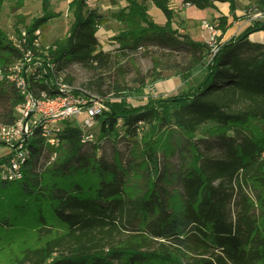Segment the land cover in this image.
I'll use <instances>...</instances> for the list:
<instances>
[{"label":"trees","instance_id":"trees-1","mask_svg":"<svg viewBox=\"0 0 264 264\" xmlns=\"http://www.w3.org/2000/svg\"><path fill=\"white\" fill-rule=\"evenodd\" d=\"M40 1L41 14L24 25V41L16 27L13 40L0 29V125L15 120L22 99L7 75L28 52L34 58L32 86L49 94L42 74L48 62L56 74L70 62L92 70L111 64V54L97 50L96 34L106 18L89 9L87 0H73L64 37L35 47V32L59 16L51 0ZM123 1L116 17L122 28L111 38L117 50L130 55L156 47L178 55L179 61L165 68L176 77L189 81L199 74L202 80L188 92L150 99L144 106L108 104V112L96 119L98 135L91 142L65 123L56 133L59 147L46 151L35 130L22 179L5 181L0 174V254L7 264H264V44L248 39L264 31V23L254 22L225 43L217 37L213 54L206 42L173 28L171 0H147L163 15V25L151 20L143 2ZM215 1L224 2L182 0V5L205 10ZM253 9L264 12V0H256ZM217 20L222 35L227 17ZM137 77L140 87L146 80H161L155 65L148 76ZM102 84L89 83L94 92L88 91L104 98ZM171 131L183 137V144L173 172L179 190L168 192L161 187L165 176L155 145L156 137ZM119 138L131 139L128 167L98 155L102 141ZM136 146L143 151L139 164L134 163ZM86 148L90 153L83 155ZM212 150L218 156L210 155ZM52 151L56 158L50 162ZM134 165L150 180L137 194L129 191L126 178ZM32 234L35 243L29 244Z\"/></svg>","mask_w":264,"mask_h":264},{"label":"rangeland","instance_id":"rangeland-1","mask_svg":"<svg viewBox=\"0 0 264 264\" xmlns=\"http://www.w3.org/2000/svg\"><path fill=\"white\" fill-rule=\"evenodd\" d=\"M138 1L144 3L151 20L158 25H162L163 19L159 15L161 12L147 0ZM178 1L171 0L174 15L173 28L182 34L184 32L186 33L187 29H197L198 26L200 27L202 20L197 17V9L194 7L184 8L182 7V1L180 4H178ZM248 1L249 3L246 4L245 0H239V4H246L243 6L234 0H224V2L230 4V11L226 12L228 13V18L233 23H238L236 26L240 28L244 26L243 31L255 22L251 19V16L254 13L253 5L256 0ZM86 3L89 9L95 10L106 18V23L99 28L96 34L98 40L97 50L110 53L111 64L106 69L92 70L79 63L70 62L65 67L62 78L72 87L76 94L84 90L92 91L88 88L89 83L101 81L103 83L102 90L106 92V97L103 98L106 106L108 104H118L127 108H133L146 105L150 99H166L179 95L180 93L188 92L200 83L202 77L199 74L193 76L189 81H182L175 76L173 71L165 69L167 66H171L179 61L178 55L164 54L161 50L152 46H149L147 49L138 50L136 53L130 55H124V53L117 50L118 45L111 38L116 36L122 28L117 22L116 17L125 7L123 0H116L115 5H112L110 0H87ZM237 7L238 15L234 12ZM51 10L59 16L39 29V41L44 46H51L55 41L66 35L69 25L72 22L73 0H51ZM40 14V0H4L0 13V29L7 38H12L15 27L18 30H24V25H28L31 20ZM20 21H23V25L21 23L18 24ZM206 21L211 24L218 22L215 18ZM239 23H242V25H239ZM154 65L160 71L161 80L158 82L146 80L145 86L140 87V84L136 81L138 80L137 76H148ZM84 118V115L80 116L78 121L81 122ZM203 130L204 128L199 131L196 139L201 138V132ZM92 133L95 137L98 135V124L95 125ZM138 138L135 140H138ZM182 138L180 134L173 131H171L170 135L156 137L157 141L155 146H160L156 149L158 153V165L161 174L165 176L160 180L161 187L164 186L163 188L168 192L172 189L179 190V186L173 177V172L180 163V148L183 144ZM164 143H166L165 146ZM131 147V139L119 138L116 141L105 139L100 144L98 155L106 163H113L115 160H118V164L123 167H128ZM7 151V148L0 147V155L7 153ZM133 152L136 155V158L134 155V163L140 162L142 159L140 154L143 152L142 147L136 146ZM87 153H90V150L85 151L83 155ZM210 153L212 156H218V152L215 150H212ZM132 168H134V171L131 170L126 177L127 186L129 191L134 194L142 193L144 188L148 186L150 180L143 174L142 167L134 165ZM247 193H249L251 198L254 197L255 192L247 191ZM229 208L233 214L235 210L233 201L229 204ZM28 237L27 243H35L33 234ZM7 263L6 258L0 254V264Z\"/></svg>","mask_w":264,"mask_h":264},{"label":"built area","instance_id":"built-area-1","mask_svg":"<svg viewBox=\"0 0 264 264\" xmlns=\"http://www.w3.org/2000/svg\"><path fill=\"white\" fill-rule=\"evenodd\" d=\"M190 7V6H186ZM251 19L264 23V12L253 9ZM218 22L211 24L202 20L200 27L207 32L206 43L216 52V38L218 37ZM22 41L26 33L20 30ZM38 39L34 46L42 45L39 41V30L35 32ZM14 39L13 37L11 38ZM17 48L20 44L14 40ZM32 54L28 52L24 59L14 63L9 68L8 81L15 87L22 101L15 107V120L11 125H0V147L7 148V153L0 155L4 158L1 163V178L5 181H17L22 179V166L28 157V142L34 131L39 130L44 141L46 151L59 147L61 141L56 133L65 123L79 128L83 134L84 142L94 140L93 128L97 124L96 119L108 112V106L100 98L90 92L80 91L75 93L72 87L63 80V74H56L53 65L49 62L42 70L46 75L45 82H49L48 90H34L31 75L34 70ZM38 75L37 77H39ZM85 118L80 122V116ZM56 158V152L50 154V162Z\"/></svg>","mask_w":264,"mask_h":264},{"label":"crops","instance_id":"crops-1","mask_svg":"<svg viewBox=\"0 0 264 264\" xmlns=\"http://www.w3.org/2000/svg\"><path fill=\"white\" fill-rule=\"evenodd\" d=\"M181 1L182 0H179L178 4H180ZM234 1L236 3L238 2V4H239V0H234ZM245 2H246V4L249 3L248 0H245ZM213 4H214V8H208L205 10H197L198 11L197 17L201 20H209V19H214V18L218 19L220 16L227 17V30H226V32L221 35L220 31H218V37H219L220 43L228 42L229 40L234 39L235 37L240 35L243 32L242 29L244 28V26L240 28L239 26H236V25H238V23H233L230 20V18H228V13H226V12L230 11V4L228 2H220V1H215ZM246 4H239V5L244 6ZM182 7L185 8L186 6L182 5ZM253 7H255V4L253 5ZM170 8H172L171 3H170ZM186 8H190V7H186ZM237 10H238V7L234 10L235 14H237ZM159 15L163 19V23H162V25H163L165 22V19H164L163 15H161V14H159ZM248 21H250V20H248ZM239 25H242V23H239ZM186 33L189 34L190 37L195 41L206 42V40L208 38L207 32L202 30L201 27H199V26L197 27V29H187ZM248 39L251 42H257V43L264 44V31H258V32L252 33L248 36Z\"/></svg>","mask_w":264,"mask_h":264}]
</instances>
